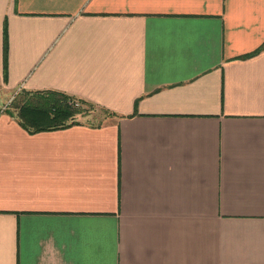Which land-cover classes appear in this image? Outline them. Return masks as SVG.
<instances>
[{
  "label": "crops",
  "instance_id": "1",
  "mask_svg": "<svg viewBox=\"0 0 264 264\" xmlns=\"http://www.w3.org/2000/svg\"><path fill=\"white\" fill-rule=\"evenodd\" d=\"M0 264H264V0H0Z\"/></svg>",
  "mask_w": 264,
  "mask_h": 264
},
{
  "label": "trees",
  "instance_id": "2",
  "mask_svg": "<svg viewBox=\"0 0 264 264\" xmlns=\"http://www.w3.org/2000/svg\"><path fill=\"white\" fill-rule=\"evenodd\" d=\"M2 38L4 48L5 26ZM89 107L92 106L59 92H20L12 98L4 112L13 116L26 132L36 133L77 125L75 116Z\"/></svg>",
  "mask_w": 264,
  "mask_h": 264
},
{
  "label": "rangeland",
  "instance_id": "3",
  "mask_svg": "<svg viewBox=\"0 0 264 264\" xmlns=\"http://www.w3.org/2000/svg\"><path fill=\"white\" fill-rule=\"evenodd\" d=\"M18 94L14 95L13 97H17ZM11 100H9V102H11ZM86 109L87 110L83 109L84 111L82 110L80 114L75 116V121L77 123L91 126L98 125L106 116V114L102 110L97 109L93 106Z\"/></svg>",
  "mask_w": 264,
  "mask_h": 264
},
{
  "label": "built area",
  "instance_id": "4",
  "mask_svg": "<svg viewBox=\"0 0 264 264\" xmlns=\"http://www.w3.org/2000/svg\"><path fill=\"white\" fill-rule=\"evenodd\" d=\"M74 106H76V104H74Z\"/></svg>",
  "mask_w": 264,
  "mask_h": 264
}]
</instances>
